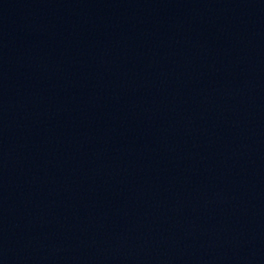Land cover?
I'll list each match as a JSON object with an SVG mask.
<instances>
[{"label":"water","instance_id":"obj_1","mask_svg":"<svg viewBox=\"0 0 264 264\" xmlns=\"http://www.w3.org/2000/svg\"><path fill=\"white\" fill-rule=\"evenodd\" d=\"M0 264H264V0H0Z\"/></svg>","mask_w":264,"mask_h":264}]
</instances>
